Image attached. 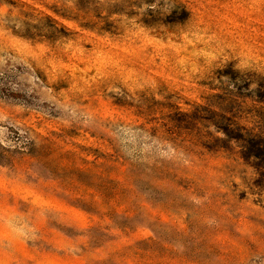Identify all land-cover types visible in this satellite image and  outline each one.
I'll return each mask as SVG.
<instances>
[{
    "label": "rangeland",
    "instance_id": "rangeland-1",
    "mask_svg": "<svg viewBox=\"0 0 264 264\" xmlns=\"http://www.w3.org/2000/svg\"><path fill=\"white\" fill-rule=\"evenodd\" d=\"M223 92L264 128V0H0V264H264Z\"/></svg>",
    "mask_w": 264,
    "mask_h": 264
},
{
    "label": "trees",
    "instance_id": "trees-1",
    "mask_svg": "<svg viewBox=\"0 0 264 264\" xmlns=\"http://www.w3.org/2000/svg\"><path fill=\"white\" fill-rule=\"evenodd\" d=\"M176 15V18H172V22L186 20L189 13L184 7L176 6L171 16ZM243 83L242 88L248 86V82ZM239 87L241 86H237V90ZM243 99L240 92H223L206 98L204 106L195 107L191 113L183 114V116L189 120L188 123L193 125L205 120L215 129V132L222 135V138L214 140L225 145L235 144L233 149H238L237 154L243 160L264 159V128L254 120L255 116L251 118L242 116L239 100L243 101ZM251 101L264 104V100L258 101L251 98ZM242 121L251 126L245 128L241 125ZM225 149L228 150L226 147Z\"/></svg>",
    "mask_w": 264,
    "mask_h": 264
}]
</instances>
